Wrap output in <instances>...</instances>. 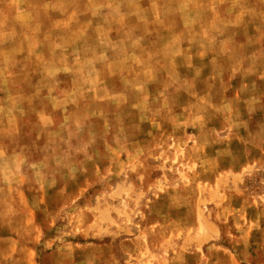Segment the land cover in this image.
<instances>
[{
  "label": "rangeland",
  "instance_id": "1",
  "mask_svg": "<svg viewBox=\"0 0 264 264\" xmlns=\"http://www.w3.org/2000/svg\"><path fill=\"white\" fill-rule=\"evenodd\" d=\"M0 264H264V0H0Z\"/></svg>",
  "mask_w": 264,
  "mask_h": 264
}]
</instances>
